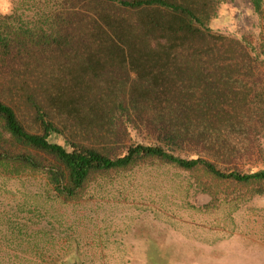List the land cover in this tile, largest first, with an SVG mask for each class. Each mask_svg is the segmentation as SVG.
Listing matches in <instances>:
<instances>
[{
  "label": "rangeland",
  "instance_id": "374dc122",
  "mask_svg": "<svg viewBox=\"0 0 264 264\" xmlns=\"http://www.w3.org/2000/svg\"><path fill=\"white\" fill-rule=\"evenodd\" d=\"M214 5V15L202 11L208 29L189 40L202 46V56L185 60L187 73L192 69L191 107L210 91L220 108L216 116L192 112L193 132L200 136L194 144L166 146L140 121L129 122L133 114L110 123V108L123 93L145 89L138 80L150 70L96 49L130 34L161 41L166 33H145L137 24L143 10L108 1L0 0V16L12 15L18 26L69 19L68 33L85 44L78 47L82 59L67 45L31 51L16 67L20 81L0 97L28 131L39 132L25 100L31 92L63 132L49 140L67 149L72 141L117 157L129 145L161 144L176 156L207 158L222 170L264 169V0L259 11L252 0ZM151 13L162 21L170 16L162 8ZM200 64L197 78L193 68ZM10 72L12 67L2 71V84ZM129 98L125 105L132 108ZM101 121L109 123L108 132H96ZM3 171L0 166V264H42L40 253L50 255L48 264H264V181L218 178L200 166L186 169L146 156L125 167L94 170L74 195L65 196L49 188L41 169L20 168L12 176Z\"/></svg>",
  "mask_w": 264,
  "mask_h": 264
},
{
  "label": "trees",
  "instance_id": "16d2710c",
  "mask_svg": "<svg viewBox=\"0 0 264 264\" xmlns=\"http://www.w3.org/2000/svg\"><path fill=\"white\" fill-rule=\"evenodd\" d=\"M103 1L112 2L121 7L143 10L144 16L137 23L139 28L147 34H151L155 30L166 33L164 40L161 41L151 40L152 37L147 35L130 34L119 39L120 41L114 45L109 44L103 49L97 46L96 51L107 52L110 57L127 56L130 60L137 61V64L146 65V69L150 70L148 73L150 75L146 79L140 76L142 80H138L145 85V89L140 90L139 93V88L123 93L125 95L110 108L108 116L110 123H121L123 118L128 120L133 114L134 118L129 122L140 121L157 141L166 146L194 144L197 138L200 140V136L193 132L192 112L195 114L198 112L199 116H205L204 114L212 112L211 114L216 116L220 108L210 91H208L207 100L201 96L198 98L197 106L191 107L189 101L193 92L189 90L187 81L192 69L187 73L189 67L185 64L191 58L190 56L194 58L202 56V46H194L189 40L190 37L203 35V32L208 29L205 24L206 16L202 14V11L207 9L214 15L216 0ZM252 4L254 9L259 11L262 0H252ZM154 8L165 9L170 13V16L162 21L156 17L155 13H151ZM12 18H14L12 15L0 16V96L3 92H9L6 87H9L11 83L12 86L17 84L16 78L20 81L21 78L17 77L19 69L16 70V67L31 51H51L54 47L67 45L73 53L79 54L80 59L83 58L78 47L85 44L81 36L73 39L68 33L69 19L61 20L60 17H49L46 20L48 25L39 27L31 24L18 26L15 24L17 23L16 19L14 21ZM174 37L179 42L178 45L173 44ZM186 56H189L187 61H185ZM86 59L89 62L88 58ZM178 59L183 60L179 61ZM10 67H12V72L8 79H5L6 82L2 84L4 78L2 71L9 70ZM202 69L204 68L201 64L197 68H193L194 76L200 78ZM224 69L226 68L224 67ZM11 73L15 77H11ZM127 95L130 96L129 103L134 102L132 108L129 104L125 105ZM1 97L0 166L3 167V172L8 171L12 176L14 173H19L20 168L29 171L41 169L47 176L49 188L57 192L58 195H74L94 170L125 167L136 159L146 156L158 157L186 169L200 166L218 178L236 181H264V169L247 173L235 169L222 170L207 158L176 156L161 144L136 143L129 145L127 152L117 157H111L97 147H89L72 141L69 142L71 149H67L64 145L49 140L52 133L63 134V132L61 127L51 120L40 100L35 98L31 92L27 94L25 100L33 109L35 119L41 125L39 132L28 131L19 120L13 105ZM156 105L164 110L156 109ZM204 111L206 113H202ZM100 116L106 119L107 115ZM104 121H101L102 125L96 132H108L109 123H104ZM122 128L126 129V126ZM6 133L8 136H5ZM11 144L16 147L36 148L42 153H38V155L22 153L13 149ZM40 254L37 256L44 258L42 264H48L47 258L50 255ZM13 257H18V254H13ZM15 264H20V259Z\"/></svg>",
  "mask_w": 264,
  "mask_h": 264
}]
</instances>
